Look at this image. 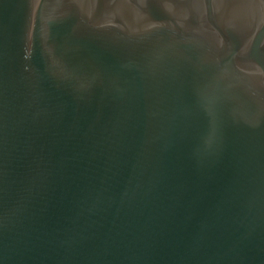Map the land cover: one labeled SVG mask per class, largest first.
Instances as JSON below:
<instances>
[{
  "label": "water",
  "instance_id": "water-1",
  "mask_svg": "<svg viewBox=\"0 0 264 264\" xmlns=\"http://www.w3.org/2000/svg\"><path fill=\"white\" fill-rule=\"evenodd\" d=\"M0 264H264V0H0Z\"/></svg>",
  "mask_w": 264,
  "mask_h": 264
}]
</instances>
